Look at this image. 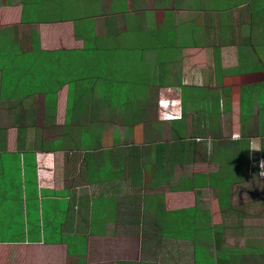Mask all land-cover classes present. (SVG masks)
I'll list each match as a JSON object with an SVG mask.
<instances>
[{
  "label": "crops",
  "instance_id": "crops-1",
  "mask_svg": "<svg viewBox=\"0 0 264 264\" xmlns=\"http://www.w3.org/2000/svg\"><path fill=\"white\" fill-rule=\"evenodd\" d=\"M205 1L198 0L187 5L180 0H75L76 8L73 4L70 6L66 4L65 0H0V55L5 54L4 58L12 60L18 57L27 58L32 62L37 58L42 62L47 61L50 65L60 56L67 59L84 55L87 42L91 44V48L95 47L91 49L90 54H104L106 59L101 60L105 65L104 69H109L111 63L116 60L114 55L120 53L122 43L129 45V40L135 39L129 31L143 28L141 25L146 24V15L150 12L174 16V19L182 16L188 22L199 26L200 38H197L198 35H190L182 44L175 43L172 53L163 57L165 62L159 60L154 50L141 49L139 61L145 71H142L138 81L134 80V77L129 79L120 77V83L129 81L132 84L143 85L140 96L147 103L146 108L138 115L132 111H120L118 108L113 110L105 108L98 116L96 124L101 128L117 129L119 132H122V126L126 124L129 125V131L134 130V127L137 129L143 127L144 131L148 130L152 134L160 133L161 122L168 124L181 117L176 116L168 121H164V118L157 120L152 113L154 104L159 110L166 101L177 100L178 98L166 99V93L170 88L180 91L183 104V92L180 87H190L182 81L184 71L187 73L197 62L195 54L208 50L215 64L211 78L215 81L211 83H217L222 87L219 94L223 98L230 95L226 105L218 102L221 112L214 114L213 118L218 115L217 118L222 122L221 129L226 130L230 124L235 123L233 118L237 115L242 126L245 122V120L242 122L241 118L243 99L251 104L260 101L259 94L254 91L244 89L245 93L242 94L241 90L243 86L251 87L256 84L253 82L244 84L236 76L238 71L249 68L253 54L256 58L260 56L259 49H255L253 42L256 39L255 28L252 32L249 29L250 8L247 4V9H241L243 2L232 3L230 8L215 4L208 7L203 5ZM213 1L216 3V0ZM73 9L75 13H62L66 10L72 12ZM221 11L224 21H227V24L229 22L228 25L231 27L228 37H224L216 29L221 24L219 14ZM91 23H94V27ZM118 32L122 41L116 42ZM89 33H92L94 40L97 38V43ZM106 37H110L111 42ZM139 37L140 35L136 38ZM245 37L250 41L245 40ZM246 55L249 57L246 58ZM219 58L223 70L219 69ZM2 60L0 59V62ZM257 61L260 64L264 59L260 58ZM163 64L165 69L159 68ZM8 67L6 61L4 66L0 65V231H9L8 236L0 237V264H197L196 260L199 259L194 255L192 241L182 239L177 234L168 236L164 233L165 225L159 214L161 210H179L184 206L165 208L161 196L149 192V189H161L164 185L172 184L170 182L184 184L185 180L195 175L189 174L188 178L183 179L181 174L176 175L177 170L190 165L201 168L206 162L197 160L179 164L163 160L167 169L166 175L163 166L158 163L161 159L159 158L161 150L156 149L170 144L171 135L165 142L159 137L152 139L143 151H140V146L135 144L136 142L121 144L123 141L117 137L122 149L137 146L135 150L138 151L137 156L142 152L143 160L141 163L136 158L130 160L128 154L124 152L125 159L113 164L118 165L122 178L126 171L129 179L125 176V181L122 180V184L118 183V188L107 192V195H98L94 189L92 193L87 186L83 157L96 153L99 160L106 152L117 151L113 137L108 148L101 145L86 147L72 141L70 134L74 139L81 135L79 128L83 127V121L87 117L91 116L85 122H88V125L93 123L90 119H94L93 111L91 112L94 107L84 109L82 114L85 115L82 117L70 116L69 124L74 121L73 126L76 128L70 132L72 125H67L66 119L68 114L70 115L67 110L70 94L68 81L58 76L59 83L55 85L47 83L48 91L54 96L53 114L47 116L45 109L48 91L34 92L31 96L23 90L21 95L20 88L16 87L20 80L23 86H30L32 83L40 86L35 79L40 74L37 69L34 67L35 74H30L32 66H28L27 72L22 70L19 78L11 75L12 70H15L13 66L8 73L3 71ZM229 67L232 69L229 70ZM237 68L239 70L235 71ZM161 70L164 85L158 87L155 86V79ZM227 71L232 74L231 80L226 79V74L222 73ZM177 73H180L181 79ZM223 77L226 80H220ZM108 79L107 82L110 84L112 77L109 76ZM50 87L54 89L50 90ZM152 93L157 96L156 102L150 101ZM214 93L217 94V91ZM98 94L102 96L101 90ZM92 96L90 94V97ZM78 98L79 96L75 101ZM91 100L90 103L93 104ZM101 101L100 99L97 103ZM135 101L140 103L139 99ZM247 110L250 111L247 118H251L249 121L251 123L256 120L257 108ZM64 116L65 120H61ZM207 123L203 127L209 130L210 126L212 129V125L215 124L209 120ZM249 127L256 131L255 136L259 141L249 145L248 156L252 150L259 149L260 153L263 146L260 147L262 143L261 145L259 143L264 133L256 124ZM195 130L198 132L199 126L196 127V123L192 122L190 133H196ZM132 134L136 138L135 132ZM111 135H114L112 131ZM233 138V143L240 141ZM207 141L211 139L207 138ZM194 142L197 143L198 138H195ZM97 150H100L99 154ZM154 167L160 181L151 180ZM194 180L197 185L193 186L201 189L200 182ZM206 181L208 183L207 179L204 180ZM122 190H126L122 193L125 197L118 196ZM230 192L232 207L234 194ZM98 197L108 198L106 202L110 204L106 203L105 206H101L102 203L96 204L95 199ZM55 202L61 203L59 208L53 206ZM204 214L203 226L210 228L213 225H210L207 213ZM221 227L228 228L227 225ZM208 245L205 243L201 245L206 250V255L202 257L203 263L216 264L217 257L214 251L209 250ZM219 249L224 248L219 246ZM224 255L228 257L227 254ZM242 256H238L239 264H245L240 260L243 259Z\"/></svg>",
  "mask_w": 264,
  "mask_h": 264
},
{
  "label": "rangeland",
  "instance_id": "rangeland-1",
  "mask_svg": "<svg viewBox=\"0 0 264 264\" xmlns=\"http://www.w3.org/2000/svg\"><path fill=\"white\" fill-rule=\"evenodd\" d=\"M180 1L187 5H189V2H198V0ZM241 2L246 3L241 4V9H247V6L249 5L252 23L249 24V29L252 32L255 28L254 32L256 39H254L253 42L255 44V49H259L260 54V56L257 58L264 59V0H216V3H214L213 0H206L203 5L210 7L212 4H215L216 6L219 5L220 7L230 8L232 3ZM65 3L69 6L72 4L76 6L77 4L75 0H65ZM75 9H73L72 12L66 10L62 13L72 14L75 13ZM219 14L221 15V24L217 26L216 29L221 35L228 37L231 32V27L228 25L229 22L227 24V21H224L223 12L221 11ZM91 26L94 27V23H91ZM141 27L143 28H139L140 30L135 29L129 31V33L133 34L135 39L129 40V45L122 43V49L120 53L114 55V59L116 60L111 63V66L108 67L109 69H104L105 65L103 61L106 59L104 54H90L92 51L91 49L95 47L91 48V44L87 42L85 43L87 50L83 52L84 55L72 56L67 59H63L60 56V58H58L54 64L50 65L47 64V61L42 62L37 58H34L32 62L27 58L18 57L13 58L12 60V58H4L3 55L5 54L0 55V59H3L0 62V65L4 66L6 61L9 66L6 68V70L3 69L5 73H8V70L11 69V66L15 68V70H12L11 72L13 77L20 78L22 70H24L23 72H27L28 66H32L30 67V74H35L34 67L37 69V72L40 73L37 78H35L37 79L38 83H40V86L35 85V83H32L30 86H23L21 80L18 82L16 87L20 88L19 91L21 92V95L23 90H25L24 92H26V94L31 96L34 95V92L48 91L49 87L47 86V83L53 85L59 83L60 79L58 76L62 80L66 79V81H68L67 83L70 94L67 109L70 112V115L68 114L66 119L67 125H72V127L70 126V132L72 130H76V128L73 126V124H75L74 121L69 124L70 116L79 118L85 115L82 114L84 113L83 110L90 109V106L92 105L90 100L92 99L91 101L93 104H95L94 108L91 110V112L93 111L92 117L94 119H90V122L92 121L93 123L88 125V122L86 123L85 121H88L91 116L87 117L83 121V127L79 128L81 135L76 137V139H74L71 134L70 137L74 143L80 144L81 146L95 147L101 145L105 148L110 146L109 144L112 142L113 137L114 146L117 148L116 152H106L104 155L99 157V160L96 158V153H90V155L83 157L85 164L84 173L86 176L87 186L90 188L92 193V189H94L96 193L101 196L107 195V192L116 190L118 188V183L122 184L121 181H125V176L127 179H129L126 171L124 172L125 176L122 178L120 170L118 169V165L114 166L113 164V162H119L120 159L124 160L126 156L122 147L119 145L120 143L117 141V137L123 141L121 144H126L130 141L136 142L135 144H138L140 149L143 151L145 147L148 146L149 142H152V139H155L156 137H159V139L161 138V141L163 142L167 141V139L170 138L171 129L168 128L169 126L166 122H161V130L158 134H152L148 130L144 131L143 127L141 129L134 127V130L129 131V125L127 126L126 124L122 126V132H119L117 129H108L107 127H102V129L101 126L96 123L98 122V116L102 113L103 105L98 106L99 110L97 112L94 110L97 104H102L97 103L102 98L98 94V91L101 90L102 85L108 84V77L111 76V82H116L117 87H119V85L122 86L120 87V91L128 92L126 94V100L127 102H130L128 107L129 111H132L135 115H138L139 113L141 114L142 110H144L147 106L144 98H141L140 96L143 89L130 86L129 81L120 83L121 76L126 77L127 79L134 77V80L138 81L142 71H145L144 66L140 65L141 62L139 61V57L141 56V54L139 55L140 50L152 49L157 52L159 60L165 62L163 61V57H167L168 54L172 53L175 43L182 44L183 40H186L190 35H198L197 38H200V34H198L199 26L196 23L188 22L182 16H177L174 19V16L150 12L149 15H146V24L141 25ZM138 35H140V37L136 38ZM89 36L93 39L92 33H89ZM106 38L111 42L110 37ZM245 38V40L250 41L247 39L248 37ZM117 41H122L119 32L116 42ZM94 42L97 43V38L94 40ZM208 52L209 51L207 50L205 52L195 54V57H197V62L191 66L192 69H190L187 73L184 71L182 81L187 86H190L186 87L183 91L182 100L184 103L182 104L181 102L180 91L176 88H170L166 93V99H178L174 102L173 100L166 101V103L163 104L159 110L157 109L156 104H154V108L152 110L153 117L157 120L158 118H163L164 115H171V118H174L175 116L181 117L184 112L185 120L183 126L185 127L184 130L186 133L190 134L191 124L192 122H195L196 127L199 126V135L207 136V138L211 139L212 144H209V149H207V154L210 161L205 160L206 163H204L203 167L201 166V168L190 165L185 167V169L177 170L176 172V175L179 176L181 174L183 179L188 178L189 174L195 175L194 179H197V181L200 182L199 186H201V189L198 190L195 188V186H191L190 184L192 181H188L190 179L189 178L184 181V184L181 183L178 185L177 183L170 182L172 184L164 185L161 189H149V192L160 195L162 203L165 204V208L172 209L177 206H184L179 210H157L159 211V214L161 215L165 225V228H163L164 233H167L168 236H176V234H180L178 225L181 223L184 224L190 219H193L191 226H189L188 229H191L193 225L200 228L198 229V232L199 234L201 233V237L198 240H201V244H209V250L211 249V252L214 251V254L217 257L218 263L216 264H239L237 255H245L242 256L243 259L248 260L247 257H249V255L252 256V254H246L245 250L258 251L254 261L256 262V260H260L259 264H264V257H262L261 253V249L264 248V155L261 154L262 151L264 152V133L259 143V145L262 143L260 147L263 146L262 150H260V153L259 149L256 150L258 152L252 150L250 151V156H248L249 145L251 143L254 145L259 141V139H256L257 136H255L256 131H254V129L250 128L249 126H254V124H256L258 129L264 130V80H262L264 79V62L260 63L262 64L260 66L259 62L257 61L258 59L254 57L253 54V58L250 60L252 64L248 69L246 68L244 71H238V68L235 69V71H238L236 76H238L240 82L244 84L253 82V84H256L252 85L251 87L243 86L245 89H250L257 93V95L259 94L258 97L260 98V101H256L255 103L251 104V108H257L255 112L256 120L249 123L251 118L247 117L249 116L250 111L243 109L242 113L244 114V120L246 123L242 121L243 124L240 126V122L238 121L239 119L236 117V115L234 118L232 117L233 122L235 123L230 124L229 128H226V130H222V122L218 119L219 116L217 115L218 118H213V116L214 114L221 112L218 102L226 105L227 102H229L227 98H229L230 95H228L227 98H223V96L219 94L222 87H219L217 83H211L212 81H215L211 79L213 77L212 68H214L215 64L212 62L211 53L209 54ZM248 57L249 55H246V58ZM218 63L219 69L223 70L221 68L220 58L218 59ZM237 63L239 62L237 61ZM159 68L165 69V65H160ZM230 69L232 68L229 67V70ZM222 73L226 74V79L231 80V73L228 71ZM177 75H179V78L181 79L180 73H177ZM257 76L258 78L256 79ZM7 78L11 79L10 77ZM226 79L223 77L220 80ZM256 80L262 81L258 83ZM249 85L250 84H248V86ZM53 89V87H50V90ZM236 89L240 90L239 87H236ZM215 90L217 91V94L214 93ZM239 92L241 94V91ZM46 94H48V98L45 112L47 116H51L54 110V96L51 91H48ZM90 94L93 96L90 97ZM77 96H79V98L77 101H75ZM150 98L149 99L151 102H156L157 96L152 93ZM137 99L140 100V103L135 101ZM167 104L169 106H167ZM62 112L65 113L64 109H62ZM94 114H96L97 117L94 116ZM233 115L235 114L233 113ZM61 120H65V116ZM75 120L79 121L78 119ZM207 120H209V122L215 123L212 125V129L210 126V130L203 127L208 124ZM111 131L114 135H111ZM195 131L197 132V130ZM134 132L136 138L132 136V133ZM258 135L259 137L261 136L260 133H258ZM233 137H235L237 141H239L241 138L245 139L246 145L244 152L247 156L246 158L248 159L249 164L245 171L246 181L239 182L242 183L240 185H236L237 181H231L229 175H223L222 179L226 180L224 183L227 185L230 184V186H232V193L234 196L232 198L231 207V202H229L228 205L227 202H223V205H221L220 201L218 200L219 196L217 195L215 186L209 185V183L214 184V182H217L218 177H220L223 172H227L228 168L230 169L231 173L235 172L234 175L240 172L239 168H237L238 165H235L234 163L237 160L233 159L234 155H239V152L236 150L237 148L234 147V155L232 153L230 156L220 152L224 144L223 142H227L229 145L233 144ZM211 141H206V143H210ZM159 149L161 150L159 154V158L161 159L158 163L159 165L161 164L163 166L165 170L164 174L167 175V169L162 161L170 160L166 158H169L173 154L167 147L159 146L156 151ZM198 149L205 150L204 147H198ZM99 151L97 150L98 154ZM158 177L159 175H157L156 167H154L151 180L160 181L158 180ZM206 179L208 180V183L207 181L204 182ZM114 183L116 184L114 185ZM188 186L193 188H188ZM197 191L199 193H197ZM125 192L126 190H122L118 196L125 197L122 195V193ZM107 200L108 198L106 197H98L95 199V203H102L101 206H105ZM112 202L113 200L111 203ZM107 204H110V202ZM60 205V202L53 203V206L58 208ZM204 213H207L211 223L210 225H213L210 227V229L212 227L215 229L213 237L215 238L217 244L215 243L214 238H211V240H208L207 242V237L205 236L206 229L202 226L204 223H199L197 220V217H203ZM190 214L193 215V218L190 217ZM222 225H227L228 228L221 230L220 228L216 227ZM8 234L9 231H0V237L8 236ZM197 246L196 257L199 259V261L196 260V262L197 264H205L203 263L202 257L203 255H206V250L204 248L201 249L202 246L200 244H197ZM219 246H223L224 249H219ZM242 251H244L243 254L241 253ZM224 254H227L228 257L224 258V256H226ZM243 259L240 258L241 261H245Z\"/></svg>",
  "mask_w": 264,
  "mask_h": 264
},
{
  "label": "trees",
  "instance_id": "trees-1",
  "mask_svg": "<svg viewBox=\"0 0 264 264\" xmlns=\"http://www.w3.org/2000/svg\"><path fill=\"white\" fill-rule=\"evenodd\" d=\"M160 72V71H159ZM163 71L161 70L160 74H158V78L155 79V86L158 87H163L164 85V81H163ZM158 73V72H157ZM130 86L133 87H138L140 89H143V85H139L137 83H129ZM120 86L117 87V83L116 82H111L110 84H105L102 85L101 87V92H102V98H101V102L102 104H97L95 107V111L97 112L99 110L98 106L99 105H103L102 109H116L118 108L120 111H129L128 107L130 105V102H127L126 100V94L128 93L127 91H120ZM186 87H180L181 91L183 92L184 89ZM244 89H242V92H244ZM243 94V93H242ZM108 99V100H106ZM68 105V103H67ZM95 104H92L91 106L94 107ZM251 108V103L249 101H245L243 99L242 101V109H250ZM68 110V109H67ZM242 121L244 120V114L242 113ZM184 120H185V115L184 112L181 116V118L179 120H173L170 121L169 124V128L171 129V142L170 144H166V145H162V147H167L169 148V150L171 151V153L173 154L172 156H170L168 159H170L169 161L171 163H179V164H183L184 162H194V161H202L204 162L205 160H209L208 154H207V149H209L208 145L212 144V141L209 143H206L207 141V137L205 136H200L198 132L196 133H190L187 134L186 131L184 130L185 127L183 126L184 124ZM194 132V131H193ZM198 138V142L195 143L194 139ZM215 142V141H214ZM223 146H222V150L220 152L230 156L232 153L234 155V147H236L237 152H239V155H234L233 159L237 160L235 163V165H238L237 168H239L240 172H238V174L234 175L235 172H230V169H227V172H223V174L218 177L217 182H214V184H210L209 185H214L217 195L219 196L218 200L220 201L221 205H223V202H227V205L229 204L230 200H231V195H230V191H232L230 184L227 185L226 180H223V175H229L231 178V181H237L236 185H240L242 183L239 182H245L246 181V169L248 167V159L246 158L247 156L245 155L244 149H245V145H246V141L244 138H241L239 142H234L232 145L227 144V142H223ZM198 147H204L205 150H199ZM138 147L137 146H129V148H123V151L125 152V154H128V157H130V160H138L139 163L142 162L143 160V154H141L142 152H140V156L138 155V151H135ZM141 151V149H140ZM236 152V153H237ZM248 152V151H247ZM264 155V152L262 151V153ZM187 158V159H185ZM194 176H191L190 179L188 181H192L191 182V186L193 185H197L196 180L193 179ZM230 181V180H229ZM226 205V206H227ZM228 208V207H227ZM234 209V208H233ZM193 215L190 214V217H192ZM193 218V217H192ZM205 219V214H203V217H197V220L202 223ZM193 221V219H190L188 222L186 223H181L178 225V230L180 231V234H177L178 237L182 238V239H187L189 241H192L193 243V249H194V255L196 256L197 251L196 248L198 247L197 244H201V240L199 241L198 239L201 237V233L199 234L198 232V226H194L191 229H188L189 226H191V222ZM203 226V225H202ZM204 227V226H203ZM217 228H220L221 230L222 227L221 226H216ZM185 228V229H182ZM205 236L207 237V241L211 240V238L213 239V234L215 232L214 227L210 228H205ZM169 233V231H168ZM215 243L217 244L215 238H214ZM218 247V246H217ZM203 249V247L201 248ZM246 254H252L249 255L248 260L244 261L245 264H259L260 260H256V262L254 261V258H256V254L258 253V251H252V250H245ZM243 253V251L241 252ZM261 253H262V257H264V248L261 249ZM245 256V255H243ZM238 257V255H237ZM226 258V257H224Z\"/></svg>",
  "mask_w": 264,
  "mask_h": 264
},
{
  "label": "clouds",
  "instance_id": "clouds-1",
  "mask_svg": "<svg viewBox=\"0 0 264 264\" xmlns=\"http://www.w3.org/2000/svg\"><path fill=\"white\" fill-rule=\"evenodd\" d=\"M167 106H169V105L167 104ZM163 118H164L163 119L164 121H168L169 119H171V115H169V116L168 115H164Z\"/></svg>",
  "mask_w": 264,
  "mask_h": 264
},
{
  "label": "built area",
  "instance_id": "built-area-1",
  "mask_svg": "<svg viewBox=\"0 0 264 264\" xmlns=\"http://www.w3.org/2000/svg\"><path fill=\"white\" fill-rule=\"evenodd\" d=\"M169 116V115H168ZM176 117V116H175Z\"/></svg>",
  "mask_w": 264,
  "mask_h": 264
}]
</instances>
